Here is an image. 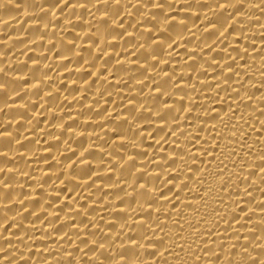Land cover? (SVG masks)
Wrapping results in <instances>:
<instances>
[{
	"label": "bare ground",
	"instance_id": "obj_1",
	"mask_svg": "<svg viewBox=\"0 0 264 264\" xmlns=\"http://www.w3.org/2000/svg\"><path fill=\"white\" fill-rule=\"evenodd\" d=\"M0 264H264V0H0Z\"/></svg>",
	"mask_w": 264,
	"mask_h": 264
}]
</instances>
